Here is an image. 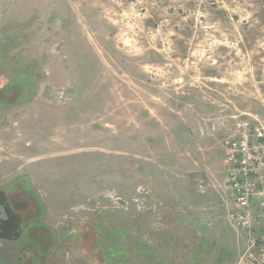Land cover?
<instances>
[{
    "label": "rangeland",
    "instance_id": "374dc122",
    "mask_svg": "<svg viewBox=\"0 0 264 264\" xmlns=\"http://www.w3.org/2000/svg\"><path fill=\"white\" fill-rule=\"evenodd\" d=\"M237 117L264 0H0V264H264L226 215Z\"/></svg>",
    "mask_w": 264,
    "mask_h": 264
},
{
    "label": "built area",
    "instance_id": "2783aa9c",
    "mask_svg": "<svg viewBox=\"0 0 264 264\" xmlns=\"http://www.w3.org/2000/svg\"><path fill=\"white\" fill-rule=\"evenodd\" d=\"M224 184L232 208L227 219L234 227L250 229L256 223L250 202L259 200L264 216V122L237 117L223 143ZM198 188L203 185L198 184Z\"/></svg>",
    "mask_w": 264,
    "mask_h": 264
},
{
    "label": "crops",
    "instance_id": "0c3cea01",
    "mask_svg": "<svg viewBox=\"0 0 264 264\" xmlns=\"http://www.w3.org/2000/svg\"><path fill=\"white\" fill-rule=\"evenodd\" d=\"M258 204H259V200H258L257 198H253V199L251 200V202H250L251 212H252V214L255 216L256 221H257L256 226H257L258 224L260 225L261 222L264 223V219H262L263 216L261 215V210L259 209ZM256 226H255V227H256Z\"/></svg>",
    "mask_w": 264,
    "mask_h": 264
},
{
    "label": "flooded vegetation",
    "instance_id": "af4514ba",
    "mask_svg": "<svg viewBox=\"0 0 264 264\" xmlns=\"http://www.w3.org/2000/svg\"><path fill=\"white\" fill-rule=\"evenodd\" d=\"M7 219V217L6 218H4V217H1L0 218V226H2V224L4 223V221ZM11 227H10V225H9V223H6L5 225H4V229H7V231H8V229H10ZM5 233H7V232H5Z\"/></svg>",
    "mask_w": 264,
    "mask_h": 264
}]
</instances>
